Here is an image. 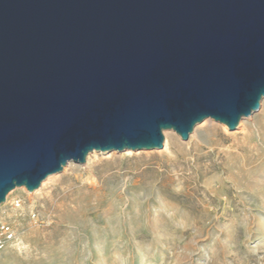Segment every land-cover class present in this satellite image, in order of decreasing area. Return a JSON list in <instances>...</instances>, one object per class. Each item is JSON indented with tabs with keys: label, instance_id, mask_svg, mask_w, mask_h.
Masks as SVG:
<instances>
[{
	"label": "water",
	"instance_id": "1",
	"mask_svg": "<svg viewBox=\"0 0 264 264\" xmlns=\"http://www.w3.org/2000/svg\"><path fill=\"white\" fill-rule=\"evenodd\" d=\"M264 99V0H0V205L91 152L160 150Z\"/></svg>",
	"mask_w": 264,
	"mask_h": 264
},
{
	"label": "rangeland",
	"instance_id": "2",
	"mask_svg": "<svg viewBox=\"0 0 264 264\" xmlns=\"http://www.w3.org/2000/svg\"><path fill=\"white\" fill-rule=\"evenodd\" d=\"M201 124L10 191L0 264H264V100L235 131Z\"/></svg>",
	"mask_w": 264,
	"mask_h": 264
},
{
	"label": "bare ground",
	"instance_id": "3",
	"mask_svg": "<svg viewBox=\"0 0 264 264\" xmlns=\"http://www.w3.org/2000/svg\"><path fill=\"white\" fill-rule=\"evenodd\" d=\"M263 100H264V99H263ZM248 118H249V117H248ZM244 119H247V118H244ZM244 119H243V120H244ZM243 120H242V121H243ZM214 122H215L214 120H212V119L209 118V119L204 120V122H202V124H201L199 127H203V126H205V125H209V124L212 125V126H214V125H215ZM240 123H241V122H240ZM222 125H223V124H222ZM224 126H225V125H224ZM196 127H197V126H196ZM196 127L194 128V129H195V132H196L197 129H198V128H196ZM225 127H227V126H225ZM170 132H174V131H165V132H164V135H165V136H168V135L171 134ZM194 135H195V134H194ZM168 145H169V143L166 142V144H165V146H164V147H165V150L167 149ZM126 152H127L128 154H131V153H132V150H126ZM92 153H95V151H94V152H91V154H92ZM89 155H90V153H89L88 156H87V159H86L87 161L90 159ZM68 164H69V163H68Z\"/></svg>",
	"mask_w": 264,
	"mask_h": 264
},
{
	"label": "built area",
	"instance_id": "4",
	"mask_svg": "<svg viewBox=\"0 0 264 264\" xmlns=\"http://www.w3.org/2000/svg\"><path fill=\"white\" fill-rule=\"evenodd\" d=\"M2 230H5L4 233L9 232V230L5 229V227H2ZM2 248H3V240H2V238L0 236V251L2 250Z\"/></svg>",
	"mask_w": 264,
	"mask_h": 264
}]
</instances>
